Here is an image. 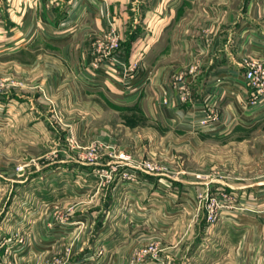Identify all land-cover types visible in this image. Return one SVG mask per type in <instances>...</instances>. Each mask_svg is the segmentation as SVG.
<instances>
[{
  "label": "crops",
  "instance_id": "obj_1",
  "mask_svg": "<svg viewBox=\"0 0 264 264\" xmlns=\"http://www.w3.org/2000/svg\"><path fill=\"white\" fill-rule=\"evenodd\" d=\"M31 3L35 7L29 10ZM45 4L51 6L50 12ZM10 11L0 13L6 40L2 55L21 56L35 48L34 53L29 49L34 60L18 61L20 74L25 79L28 74L44 78L58 87V94L62 87L67 90L61 85L68 84L69 94L63 98L68 102L62 99L58 104L67 106L70 120L102 121L103 133H113L121 126L131 133L135 128L126 125L131 119L120 114L137 112L147 121V138L153 143L156 138H168L175 144L167 147L159 142L163 155L168 153L171 158L177 152L188 158L194 150L197 171L223 161L227 164L230 176L225 178H197L185 170L163 179L166 190L162 195L154 192V175H146L139 190L118 179L114 187L118 193L101 189L94 179L92 197L103 203L99 217L95 216L98 222L86 212L76 211L69 218L70 232L83 234L79 238L81 264H154L135 251L156 236L164 237V264H220L224 257L226 264H264V164L259 163L261 173L252 175L247 142L239 148L242 163L236 162L241 158L235 155L234 146L211 143L230 140L238 127L250 128L264 121V103L258 108L248 106L257 95L245 79L249 63L264 60V0H20L12 2ZM110 23L120 35L121 47L102 58L93 49V36L105 32ZM79 24L80 31L89 30L88 35L79 32ZM39 43L43 45L37 48ZM94 60L100 63L92 75L86 66ZM39 67L44 68L43 75ZM182 84L189 87L190 99L174 102L179 96L175 85ZM167 96L171 98L168 105L164 102ZM225 153V160L219 162ZM62 168L72 171V176L82 172L79 184H73L74 193L67 192L68 184L62 196L87 198L90 190L81 182L100 165L73 163ZM221 188L227 193L226 201L242 202L238 211L225 212L229 217L238 213L239 225L235 226V219L218 225L206 236L208 244L200 243L196 240L203 231L200 204L207 190L213 193ZM108 201H126V206L114 216L115 212H107ZM251 202L253 209L246 207ZM159 215L165 221L156 219ZM219 240L224 244L221 248Z\"/></svg>",
  "mask_w": 264,
  "mask_h": 264
},
{
  "label": "rangeland",
  "instance_id": "obj_2",
  "mask_svg": "<svg viewBox=\"0 0 264 264\" xmlns=\"http://www.w3.org/2000/svg\"><path fill=\"white\" fill-rule=\"evenodd\" d=\"M13 1L20 2V0H0V9L10 13ZM45 6H47L45 10L50 12L48 9L51 6L49 4H45ZM34 7L31 3L28 8L30 10ZM2 10L0 13L3 12ZM27 28L32 27L28 26ZM77 28L78 30L81 28L80 24ZM4 30L0 29V264H72L73 262L81 264L83 248H81L82 241L80 242L79 238L83 234L82 232H74V234L70 232L71 219L69 218L70 214L77 212H86L93 215L92 217L99 215L97 211L102 209L103 203L98 200V197H92L94 179L100 182L101 189L106 188L108 192H115L114 187L118 179L126 186L139 190L142 189L146 175H154L157 178L154 192L162 195L166 190L163 179H171L178 172L184 174L185 170H187V175L193 174L197 178L212 179L230 176L227 175V164L224 161L213 165L206 171H197L193 166L196 161L193 157L195 156L194 150L187 156L190 157L189 159L177 152L176 155L171 153V158L167 152L163 155L159 142H163V145L165 144L167 147L175 144L170 143L168 138H165V141L156 138L154 143L147 138V121L140 113L132 114L124 111L120 114L122 117H128V120L131 119L130 122L127 120L129 123L126 124L135 128L131 133L130 131L125 132L124 126L118 127L117 130L113 129L116 133H103L102 125L104 123L102 121L92 122L89 119L83 121L81 118L70 120L66 112L67 106L58 104L69 94L68 84L63 83L61 86L67 87V90L62 87L58 94V87L51 86L42 77L36 78L28 74L25 79L20 74L18 61L20 59L28 60V62L34 60L31 56H33L32 52L34 53L35 48H28V51L21 56L15 53L7 54L4 57L2 55L6 41L3 38ZM79 32L89 34V30H79ZM93 37L95 40L92 46L97 53H99L100 43L111 45L113 39H117L119 43L115 49L121 47L120 35L113 23H110L105 32ZM8 45L9 43H7V47H9ZM42 45L39 43L37 48ZM96 57H100V55ZM96 61L99 60L90 63V67ZM86 67L88 68V65ZM27 68L34 67L28 66ZM39 69H42L43 75L44 68L39 67ZM189 70L193 72L195 68L191 67ZM175 86L179 89V96H175L173 101L176 102L179 98L188 101L191 94L189 87L184 84ZM54 93L57 95L53 96ZM58 97L59 100H57ZM261 97L262 99H260ZM170 99L167 96L165 104L168 105ZM63 100L68 102V99ZM263 101L264 92L260 97L250 100L248 106L258 108L259 104L264 103ZM75 107L81 108L82 106L75 105ZM244 141L251 147L252 175H257L261 173L259 163L264 164V121L250 128L238 127L234 137L230 140L218 142L213 140L211 143L219 146L228 144L234 146L235 155L241 158V161L236 158V162L242 163L243 152L239 148L243 146ZM175 142L177 144L176 139ZM185 144L179 143L178 146ZM153 145L156 146L153 147ZM192 146L191 144L190 147ZM176 149L174 148L175 151ZM222 157H219V162L225 160L226 153ZM73 163H96L101 167L90 170L86 174L87 176H84L85 181L82 180L81 184H87L90 190L85 199L80 196H62L67 190L65 186L69 184L70 191L67 192L74 193L73 184H79L78 179L82 174L81 171L72 176V171L62 168V165ZM146 163L156 167L158 173L152 174L145 171ZM237 173L239 176H243L242 171ZM69 174L70 177H68ZM58 176L60 179L57 181L56 177ZM159 179L163 186H159L158 183H161ZM117 191L119 192L118 189ZM216 191L214 190L212 193L211 190H207L204 196L205 200L200 204V209L204 212L199 218V225L203 231L196 239L200 243L203 240L206 243L209 242L206 236H209L212 229L218 225H227V222L232 219H235V226L239 225L236 222L238 213L229 217L230 215L225 212L226 210L238 211V208L242 207V202H235V200L233 203L228 202L225 189ZM157 199L160 200L159 197ZM105 204L111 206L107 208V212H115V216L116 212L124 209L126 201L112 203L108 201ZM100 205L101 207H99ZM252 205L253 202H251V206L247 205L246 207L253 209ZM210 207L214 208L215 214H217L212 221H209L207 216ZM163 217L159 215L156 216V219L165 221V217ZM111 219L113 220V218ZM95 220L98 222V218L95 217ZM94 226L96 229L98 228L97 224ZM77 244L78 248H75ZM151 245L157 249V253L154 256H149V260L154 264H164L162 256L164 237L162 236H156L153 240L138 246L135 252L139 253ZM223 246V241L219 240V248ZM194 247L195 243H192L191 249ZM186 252V250L184 253L182 252L183 256ZM253 253L255 254L256 251ZM226 262H228L227 258L224 257L220 264H226ZM142 263L144 264V262Z\"/></svg>",
  "mask_w": 264,
  "mask_h": 264
},
{
  "label": "built area",
  "instance_id": "obj_3",
  "mask_svg": "<svg viewBox=\"0 0 264 264\" xmlns=\"http://www.w3.org/2000/svg\"><path fill=\"white\" fill-rule=\"evenodd\" d=\"M118 46H119V43L117 39H113L111 45H105L104 43H100L98 46V51L102 52L101 56L103 58V57L109 56L112 50L117 48ZM99 63H100V60L94 62L92 67H89V68L86 67L87 71L91 73L92 75H94L95 71L99 67ZM245 79L248 82V85L255 89L257 97H260V95L264 92V60L258 59V60L250 62L249 68L245 73ZM202 123L205 124L206 121H202ZM144 166H145L144 167L145 171L150 172L152 174L158 173V171H156V167H154L150 163H146ZM207 216H208L209 221H212L217 216V214H215L214 208H211V207L209 208V213ZM155 253H157V249L153 248L151 245L141 250V252L138 253L139 254L138 256L139 258H142V259H149V256H154ZM147 262L148 261H146V263ZM72 264H79V263L73 262Z\"/></svg>",
  "mask_w": 264,
  "mask_h": 264
}]
</instances>
